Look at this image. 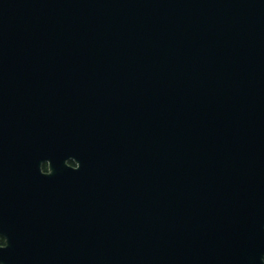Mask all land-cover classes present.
Segmentation results:
<instances>
[{"label": "water", "instance_id": "1", "mask_svg": "<svg viewBox=\"0 0 264 264\" xmlns=\"http://www.w3.org/2000/svg\"><path fill=\"white\" fill-rule=\"evenodd\" d=\"M10 139L0 264H264V0H0Z\"/></svg>", "mask_w": 264, "mask_h": 264}, {"label": "flooded vegetation", "instance_id": "2", "mask_svg": "<svg viewBox=\"0 0 264 264\" xmlns=\"http://www.w3.org/2000/svg\"><path fill=\"white\" fill-rule=\"evenodd\" d=\"M6 141H0V223H12V198H13V144L10 139L9 144ZM67 164L74 166L75 164L69 160ZM42 172L49 171V163L43 162L40 165ZM5 245V237L0 234V247Z\"/></svg>", "mask_w": 264, "mask_h": 264}]
</instances>
